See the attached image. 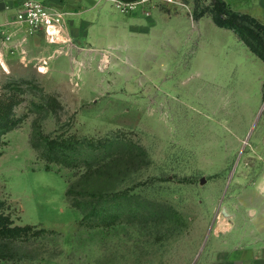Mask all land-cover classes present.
<instances>
[{
  "label": "rangeland",
  "instance_id": "374dc122",
  "mask_svg": "<svg viewBox=\"0 0 264 264\" xmlns=\"http://www.w3.org/2000/svg\"><path fill=\"white\" fill-rule=\"evenodd\" d=\"M99 2L107 21L92 30L85 16L77 41L68 25L70 40L51 45L58 55L48 62L5 47L0 98L15 95L16 124L0 132V202L34 231L0 264H205L224 191L264 135V61L214 23L212 0H187L188 21L174 33L165 25L178 24L177 8ZM50 96L58 106H47ZM63 134L144 148L141 168L105 179L111 204L127 194L120 217L84 219L72 206L67 191L81 171L42 156V135Z\"/></svg>",
  "mask_w": 264,
  "mask_h": 264
},
{
  "label": "crops",
  "instance_id": "0c3cea01",
  "mask_svg": "<svg viewBox=\"0 0 264 264\" xmlns=\"http://www.w3.org/2000/svg\"><path fill=\"white\" fill-rule=\"evenodd\" d=\"M22 1L24 0H0V33L3 35L5 32L9 35L6 41L3 38L5 36L0 35L2 65L10 60L9 52L5 50L6 46H17L18 52L25 54L23 57L25 62L33 60V52L40 55L34 58L45 62H48L46 58L51 60L58 55V49L52 52L51 45L59 43L51 42L44 32L29 35L24 30L16 28L15 8ZM42 1L66 12L67 24L63 27L60 37L65 36L67 42L70 40L66 32L68 25L72 27L71 35L74 41H77L76 32L79 28L75 29V27L81 25L82 18L88 17L89 28L94 27L97 19L105 18V21L108 19L109 8L100 3V0ZM224 1L232 10L250 15L264 24V0ZM178 10L182 12L179 15L181 19H178V24L171 19H168L170 22H166L168 25H165V29L167 28L170 33L177 30V25L180 26L182 22L188 21V11ZM255 140V145L259 144L258 147H254L256 151L252 154H244L250 156V160L247 158L245 160L253 161L252 165L246 161L241 162V166L234 170L230 186L224 191L217 211L215 237L210 238V240L215 239V246L212 247L210 241L208 242L204 251L205 264H264V135Z\"/></svg>",
  "mask_w": 264,
  "mask_h": 264
},
{
  "label": "trees",
  "instance_id": "16d2710c",
  "mask_svg": "<svg viewBox=\"0 0 264 264\" xmlns=\"http://www.w3.org/2000/svg\"><path fill=\"white\" fill-rule=\"evenodd\" d=\"M211 16L217 26L233 30L264 61V24L250 15L232 10L224 0H212ZM14 98L13 94L0 98L1 133L16 124L12 119L16 103ZM46 103L49 108L59 105L57 99L51 96ZM115 140L107 136L90 138L76 134L41 137L44 145L42 156L48 165L54 163L81 171L80 178L70 185L67 196L84 219L120 217L127 194L118 191L111 204L110 195L106 193L108 186L105 179L125 176L141 168L142 157H147L146 151L138 143L130 142L128 144L131 146H125L123 139ZM33 231L31 225H14L0 202V260L14 259L13 245L19 240L29 239Z\"/></svg>",
  "mask_w": 264,
  "mask_h": 264
},
{
  "label": "built area",
  "instance_id": "2783aa9c",
  "mask_svg": "<svg viewBox=\"0 0 264 264\" xmlns=\"http://www.w3.org/2000/svg\"><path fill=\"white\" fill-rule=\"evenodd\" d=\"M122 12H131L140 8L153 10L160 5H169L191 12L187 0H108ZM16 28L29 35L44 32L51 42H59L65 25L64 11L47 5L42 0H24L16 8Z\"/></svg>",
  "mask_w": 264,
  "mask_h": 264
},
{
  "label": "water",
  "instance_id": "95a60500",
  "mask_svg": "<svg viewBox=\"0 0 264 264\" xmlns=\"http://www.w3.org/2000/svg\"><path fill=\"white\" fill-rule=\"evenodd\" d=\"M261 114H262V113H259V114H258L257 119H256V121H255V123H254V125H253V128H252L251 132L249 133V136H250L251 133L253 132V130H254L256 124L258 123V121H260Z\"/></svg>",
  "mask_w": 264,
  "mask_h": 264
}]
</instances>
